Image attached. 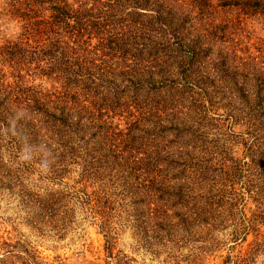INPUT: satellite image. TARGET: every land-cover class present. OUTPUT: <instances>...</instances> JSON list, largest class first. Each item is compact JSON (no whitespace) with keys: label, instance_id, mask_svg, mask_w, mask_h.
Instances as JSON below:
<instances>
[{"label":"trees","instance_id":"obj_1","mask_svg":"<svg viewBox=\"0 0 264 264\" xmlns=\"http://www.w3.org/2000/svg\"><path fill=\"white\" fill-rule=\"evenodd\" d=\"M0 23L11 31L0 43V194L16 199L26 225L60 238L81 212L112 254L114 215L156 245L196 231L213 238L224 222L233 245L222 264L264 253V0H0ZM180 67L178 99L222 93L218 119L191 125L174 113L167 78ZM165 120L189 141L208 121L240 124L245 158L186 161L155 140ZM0 246L11 247L1 237Z\"/></svg>","mask_w":264,"mask_h":264},{"label":"rangeland","instance_id":"obj_2","mask_svg":"<svg viewBox=\"0 0 264 264\" xmlns=\"http://www.w3.org/2000/svg\"><path fill=\"white\" fill-rule=\"evenodd\" d=\"M11 31L8 26L0 23V43H3L6 36L10 35ZM165 55L164 62L169 63L167 54ZM164 66V67H165ZM171 75L167 79L174 80L173 97L177 99L174 109L178 117L183 118L185 123L191 124L192 118L201 117L218 119L217 114L223 113L227 109V100L221 97L222 93L214 92L206 97L201 94V103L197 104V97L189 91L191 97H184L179 100L182 92L183 77L185 76V68H178L170 70ZM218 73V72H216ZM34 84H41L44 87H50V84L45 80L34 79ZM216 86L219 84V79L215 80ZM163 89L169 92V83ZM221 85H227L221 81ZM220 85V86H221ZM168 87V88H167ZM189 90V89H187ZM153 89L150 91L152 92ZM195 91V90H192ZM214 91V90H213ZM167 96V95H166ZM204 97V98H203ZM223 98V99H222ZM213 101L218 110L203 112L204 107H207L208 102ZM151 104L158 103V100L149 98ZM193 104V107L191 108ZM150 105L147 104L146 107ZM196 112H194V108ZM214 106V109H215ZM241 107V105H239ZM180 113H178L179 111ZM247 112V109H244ZM202 113V114H200ZM165 118H168L165 115ZM123 124V121H121ZM211 123L213 125L211 126ZM216 122L208 121L204 123L208 125V129L201 132V129L195 130L201 136L194 141H189L188 136L182 133H169V122L165 120V131H159L158 137L155 140L160 143H165V151L182 149L185 154L184 159L188 161L192 158L204 157L212 160L211 164L216 161H224L226 164L237 165L239 158H245L244 148V134L245 129L240 125H233L231 122L223 128L214 127ZM192 125V124H191ZM185 128L180 125L179 129ZM196 127V126H195ZM172 128H174L172 126ZM207 127L205 126V129ZM195 129V128H194ZM211 156V157H210ZM236 159V160H235ZM204 162V160H202ZM201 162V163H202ZM207 162L202 163L200 166L205 165ZM187 166L189 164H186ZM208 165V164H206ZM218 167V165H216ZM238 166V165H237ZM33 185H40L41 182L37 181V176L31 177ZM72 183V181H70ZM42 185V184H41ZM43 186V185H42ZM255 202H249L246 209L247 215L250 216L251 211L255 209ZM16 199L9 197L6 193L0 194V237L1 242L6 241L10 243L11 247L0 246V258L10 255H16L18 259L26 260L31 264H222L225 256L228 253V247L233 245L229 241L230 227L229 223L223 222V228L218 229L213 233V238H209L206 233L197 232L193 237L185 236L180 240H174L173 243L167 244H149L143 236L141 228L130 225L125 220H120L113 216L110 227L114 237V245L112 254H107L105 250V235L89 218H82L83 214L78 212L77 223L72 225L65 234L58 238L51 233L41 235L37 231L31 229L23 221L22 213L17 209ZM256 206V205H255ZM128 223V224H127ZM151 225V224H150ZM152 226H149L150 229ZM153 235L148 231L147 235ZM216 239L217 242L215 244ZM252 236H248L245 243H238L235 246L234 252L243 246V249L248 247L251 242ZM10 251V253H8ZM7 252V253H6ZM251 264H264V253L255 257Z\"/></svg>","mask_w":264,"mask_h":264}]
</instances>
